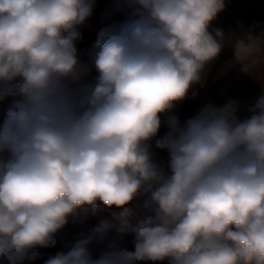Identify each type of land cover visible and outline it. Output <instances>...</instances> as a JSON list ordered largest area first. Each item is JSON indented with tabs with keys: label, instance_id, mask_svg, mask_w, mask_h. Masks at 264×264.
<instances>
[{
	"label": "clouds",
	"instance_id": "1",
	"mask_svg": "<svg viewBox=\"0 0 264 264\" xmlns=\"http://www.w3.org/2000/svg\"><path fill=\"white\" fill-rule=\"evenodd\" d=\"M94 7L0 0V98L19 97L0 121V264L40 258L101 206L115 222L44 264H264V94L243 120L234 101L174 114L224 47L225 0H116L125 19L86 64L76 42Z\"/></svg>",
	"mask_w": 264,
	"mask_h": 264
},
{
	"label": "crops",
	"instance_id": "2",
	"mask_svg": "<svg viewBox=\"0 0 264 264\" xmlns=\"http://www.w3.org/2000/svg\"><path fill=\"white\" fill-rule=\"evenodd\" d=\"M115 6L116 0H113L100 7L105 27L125 19L123 12L114 11ZM212 27L223 31L224 47L208 66L202 83L192 89L198 92L200 111L207 105L219 108L234 101L239 118H249L252 114L249 108L264 94V4L259 0H225V8ZM80 29L81 26L79 32ZM78 43L79 40L77 50ZM138 204L130 205L129 209L138 212ZM100 209L106 216H118L121 212L103 206Z\"/></svg>",
	"mask_w": 264,
	"mask_h": 264
},
{
	"label": "trees",
	"instance_id": "3",
	"mask_svg": "<svg viewBox=\"0 0 264 264\" xmlns=\"http://www.w3.org/2000/svg\"><path fill=\"white\" fill-rule=\"evenodd\" d=\"M107 1H113V0H95V7L92 16L89 17L83 25H81V29H80L81 38L79 39V43H78V51H79V56L86 63L90 62L91 53L94 51V45L97 42L99 33L104 28H106L103 22V15L100 11V7L103 3ZM193 93H195V95H193ZM17 99H19V97L5 96L3 98H0V121H2L3 116L6 113L7 109ZM198 100H199L198 92L191 90L189 92L188 97L176 105L174 109V114L179 118L181 123H183L188 118L197 115L200 112V106ZM161 119L163 121L165 117L162 116ZM166 131H167L166 125L162 123L157 138L162 137L166 133ZM151 145H152L153 154H158L160 157L165 156L166 150L157 149L155 146V139L151 141ZM110 215L109 216L103 215L100 209L98 215L96 216L90 215L87 222L84 225H74L72 223H69V225H67L57 235L56 237L57 244L55 247L39 249V252L41 253L40 258L35 259L33 261H28L26 262V264H44V261L49 256L55 255L56 252L63 250L65 243L71 241L75 237V234L78 231L91 229L92 227L96 226L99 223V221L102 219L115 222L114 216L113 215L110 216ZM132 222L136 223L138 222V220L132 219ZM132 239L133 237L131 235L126 237L129 247L131 246ZM102 247L103 245L95 246L94 251L98 253Z\"/></svg>",
	"mask_w": 264,
	"mask_h": 264
},
{
	"label": "rangeland",
	"instance_id": "4",
	"mask_svg": "<svg viewBox=\"0 0 264 264\" xmlns=\"http://www.w3.org/2000/svg\"><path fill=\"white\" fill-rule=\"evenodd\" d=\"M167 154V155H166ZM166 154L164 157H160L158 154H153V158L157 163H160L162 166H166L167 165V161L169 159L168 157V152L166 151ZM137 204V203H136ZM139 205V204H138ZM140 207V206H139ZM138 212H135L133 210L130 209V211L134 214L132 216L133 219H142L144 216V210L142 207L138 208Z\"/></svg>",
	"mask_w": 264,
	"mask_h": 264
},
{
	"label": "built area",
	"instance_id": "5",
	"mask_svg": "<svg viewBox=\"0 0 264 264\" xmlns=\"http://www.w3.org/2000/svg\"><path fill=\"white\" fill-rule=\"evenodd\" d=\"M243 1H245V0H243ZM259 1L264 4V0H259Z\"/></svg>",
	"mask_w": 264,
	"mask_h": 264
}]
</instances>
